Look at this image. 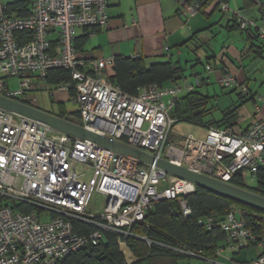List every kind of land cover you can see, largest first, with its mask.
Wrapping results in <instances>:
<instances>
[{
    "label": "built area",
    "instance_id": "built-area-1",
    "mask_svg": "<svg viewBox=\"0 0 264 264\" xmlns=\"http://www.w3.org/2000/svg\"><path fill=\"white\" fill-rule=\"evenodd\" d=\"M212 2L224 15L231 11L227 3ZM107 5V0H30L28 15L18 16L0 0V96L32 105L38 98L34 94L72 93L78 125L86 130L228 184L233 179L244 188L250 181L255 183L264 167V118L256 117L244 132L208 127L203 140L174 136L176 120L171 112L181 93L194 86L151 84L131 96L110 81L107 68L112 58L80 54L75 46L77 31L92 34L105 28ZM186 5L188 18L200 13L197 1ZM237 23L241 30L255 27L250 20ZM257 30L264 42V29ZM51 33L56 34L54 41L47 39ZM56 69L67 71L70 79L50 85L47 75ZM205 71L213 72L212 66L207 64ZM9 80L17 86L10 87ZM216 83L248 94L247 87L225 68ZM76 165L90 169L91 177L76 173ZM194 191L191 182L154 166L0 109V264H58L69 254L97 246L107 233L133 237V226L157 202ZM180 205L188 215L185 201ZM23 207L31 210L25 212ZM74 220L95 229L79 235ZM205 226L212 227L211 218ZM219 226L228 249L255 247L260 254L252 264H264V215L249 228L241 213L232 209ZM119 244L126 264H131L122 238ZM167 248L195 257L181 248Z\"/></svg>",
    "mask_w": 264,
    "mask_h": 264
},
{
    "label": "crops",
    "instance_id": "crops-1",
    "mask_svg": "<svg viewBox=\"0 0 264 264\" xmlns=\"http://www.w3.org/2000/svg\"><path fill=\"white\" fill-rule=\"evenodd\" d=\"M189 1L107 0V26L92 34L79 29L75 45L86 58L139 59L145 67L172 64L179 69V74L163 87L173 82L182 86L189 83L194 86L191 92L195 97L207 99L203 123H215L223 128L229 126L235 132H244L256 117L264 118V44L256 35V29H264V0H227L231 10L227 15L215 8L212 2L199 14L188 18L186 4ZM16 2H6V5ZM239 19L250 20L255 27L241 30L236 23ZM55 38V33L47 37L49 41ZM207 64L212 66L213 72L205 71ZM223 68L247 87V96L235 88L216 86L217 76ZM107 73L109 78L113 76L111 66ZM196 80L200 81L198 86ZM191 92L183 91L178 101ZM64 95L47 97L55 109L39 108L36 104L30 106L51 114H56L59 107L67 112V96L65 98ZM257 106L259 112L256 114ZM229 112L232 115L226 117ZM193 126L206 130L204 126ZM228 246V241L221 238L217 242V252L202 261L210 264H252L260 254L255 247L236 251L228 249Z\"/></svg>",
    "mask_w": 264,
    "mask_h": 264
},
{
    "label": "trees",
    "instance_id": "trees-1",
    "mask_svg": "<svg viewBox=\"0 0 264 264\" xmlns=\"http://www.w3.org/2000/svg\"><path fill=\"white\" fill-rule=\"evenodd\" d=\"M190 1H197L200 4V12L207 4L212 3V0ZM217 1L219 3H227V0ZM29 4L30 0H20L16 3L7 4V6L10 11L18 13V16H27ZM214 6L218 9L216 4ZM256 35L259 39L258 30ZM261 42L264 44L263 41ZM111 69L113 76L109 78L110 81L118 86L122 92L131 96L137 95L142 88L151 84L163 87L164 83L175 79L179 74V69L170 63L151 64L145 67L139 59L123 57H115ZM69 79V73L62 69L50 71L47 75V82L50 85L68 81ZM71 97L72 93H68L67 101H70ZM206 104L207 99L197 98L194 92H191L181 101H177L171 112V117L176 120L175 124L186 122L200 127L204 126L205 128L231 129L229 126L223 128L219 124L203 123ZM231 113H227L226 117L232 115ZM53 115L73 123L79 122L77 111L68 113L59 107V111ZM255 183L252 188H244L238 180L233 179L231 181L233 186L249 190L264 197V167L257 172ZM182 200L185 201L190 209L188 215H184L182 212L180 205ZM233 206L239 208L241 217L249 228L255 227L256 221L261 215H264L261 211L197 187L188 196H181L173 201L162 200L157 202L147 212L145 218L133 226L131 229L133 237H128L127 239L121 237L133 258L131 264H190L192 259L203 260L211 258L217 252V242L221 238L226 239L219 225L224 221L225 216L232 210ZM23 208L25 212L31 210L29 207ZM208 218L212 219V227L210 229L205 226V221ZM72 225L74 231L79 235H88L95 229L92 225L76 220L72 221ZM121 238L107 233L97 246H89L83 251L69 254L58 264H126L119 246ZM142 238L163 246L149 245ZM166 246L184 249L195 257L177 254L170 251Z\"/></svg>",
    "mask_w": 264,
    "mask_h": 264
},
{
    "label": "water",
    "instance_id": "water-1",
    "mask_svg": "<svg viewBox=\"0 0 264 264\" xmlns=\"http://www.w3.org/2000/svg\"><path fill=\"white\" fill-rule=\"evenodd\" d=\"M0 109L30 119L68 136L92 142L141 164L154 166L167 174L191 182L197 188L208 190L264 213V197L249 190L189 171L166 160L158 159L145 152L131 148L123 143L95 134L76 123L2 96H0Z\"/></svg>",
    "mask_w": 264,
    "mask_h": 264
},
{
    "label": "rangeland",
    "instance_id": "rangeland-1",
    "mask_svg": "<svg viewBox=\"0 0 264 264\" xmlns=\"http://www.w3.org/2000/svg\"><path fill=\"white\" fill-rule=\"evenodd\" d=\"M12 1H20V0H4L5 3L6 2H12ZM189 79L193 80V78H189ZM8 83H9L10 87H16L17 86L15 80H9ZM216 86H218L220 88V86L217 83H216ZM34 95L38 97L37 98L38 102H35L34 104L38 105L39 108L55 109L54 103L53 102L50 103L49 98L44 97V96L39 97V95H40L39 93L34 94ZM66 96L67 95L65 94L64 97L66 98ZM65 109L67 110V112H75L76 106L73 103H71V101H67L65 103ZM75 123L78 124L79 122L76 121ZM171 132H172V135L180 136V137H185L187 135H193L194 138L199 139V140H203L206 136V130L205 129L197 128V127H195L189 123H186V122L177 123L176 125L173 126ZM75 171H76V173H85L87 175V179L90 178L92 175V171L90 169H88L87 167L82 166V165H76ZM254 186H255V183L250 181L249 187L252 188ZM232 209L236 210L237 212L239 211V208L237 206H233ZM206 263L207 262L202 261V260H196V259L190 260V264H206ZM207 264H210V263H207Z\"/></svg>",
    "mask_w": 264,
    "mask_h": 264
}]
</instances>
